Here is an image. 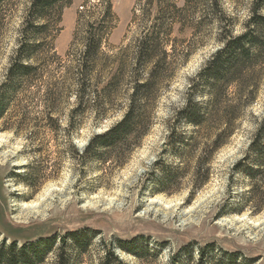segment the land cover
Wrapping results in <instances>:
<instances>
[{
    "label": "rangeland",
    "instance_id": "1",
    "mask_svg": "<svg viewBox=\"0 0 264 264\" xmlns=\"http://www.w3.org/2000/svg\"><path fill=\"white\" fill-rule=\"evenodd\" d=\"M27 2L16 0L6 25L0 43V83L21 33ZM225 6L237 16L236 29L241 32L247 15L244 3L237 10L233 1H225ZM159 13L150 0H72L45 47L46 76L57 79L60 70L77 66L92 24L103 38L101 52L113 57L132 47ZM170 40L188 49L187 61L178 66L173 79L161 82L154 125L122 167L93 157L80 163L69 143L81 152L94 134L122 117L131 93L129 74L114 104L101 112L86 111L82 126L71 135L45 121L43 108L29 91L11 100L0 120V244L16 239L20 248L41 238L54 240L43 264H59L62 253L67 264H264V196L252 193L249 180L235 171L264 119V80L256 103L222 147L206 151L209 136L200 137L193 150L172 147L170 121L185 105L192 79L218 45L214 35L205 37L194 29L182 32L180 25ZM54 53L59 59L53 58ZM112 62L102 56L92 68L94 87L101 89L111 80ZM104 114L108 118L99 122ZM179 130L189 137L193 128L181 124ZM199 163L204 169L196 179ZM164 166L182 174L171 187L162 185ZM33 169L36 182L29 186L23 178ZM75 232L90 238L86 251L76 248L71 236ZM120 243L139 255L120 249ZM109 250L120 263L108 255Z\"/></svg>",
    "mask_w": 264,
    "mask_h": 264
},
{
    "label": "trees",
    "instance_id": "2",
    "mask_svg": "<svg viewBox=\"0 0 264 264\" xmlns=\"http://www.w3.org/2000/svg\"><path fill=\"white\" fill-rule=\"evenodd\" d=\"M225 1L228 0H150V5L160 9L156 22L144 29L132 47L122 49L113 57L101 52L103 38L97 32V26L92 24L77 58V66L60 70V76L55 79L46 76L44 67L48 57L45 47L48 39L50 42L52 28L61 22L63 11L72 0H28L22 9V29L16 48L8 55L0 83V120L11 100L21 92L29 91L43 108L45 121L56 130L71 135L82 126L86 111L101 112L106 105L114 104L122 81L129 74L131 93L121 107L124 109L122 117L106 131L94 134L81 152L73 142L69 143L80 163L93 157L104 164L115 162L119 167L124 166L154 125L161 82L173 79L178 66L187 61L185 51L188 49L184 46L180 49L175 40H170L175 26L180 25L182 32L194 29L205 37L214 35L218 48L192 79L185 105L170 121L169 145L188 146L193 150L200 137L208 139L209 136L206 151L222 147L238 130L245 111L256 103L264 80V0H230L236 10L240 3L246 7L241 32L236 29L237 16L226 8ZM16 6V0H0V43ZM179 41L183 43V40ZM206 44L203 42L202 45ZM102 56L106 60L113 59L114 72L111 80L100 89L94 87L90 76ZM53 58L59 59L56 53ZM33 87L38 91L32 92ZM24 115L27 120L28 113ZM106 118L108 116L104 114L98 120L101 122ZM181 124L193 128L189 137L180 132ZM201 164L196 167V179L202 172ZM175 170L165 166L160 168L163 187H171L182 177ZM235 171L249 180L252 193L264 196V119L244 158L235 165ZM208 172L207 169L203 173L206 177L203 182L207 180ZM35 174L34 169L26 174L25 183L34 185ZM71 236L76 248L86 251L90 238L81 232ZM17 242L14 239L10 244L7 241L0 244V264H43L54 240L41 238L39 242L24 244L20 248ZM125 245L120 243L118 247L139 255ZM109 254L116 262H121L113 250H109ZM64 256V253L60 254L59 264H67ZM173 263L177 264L176 261Z\"/></svg>",
    "mask_w": 264,
    "mask_h": 264
}]
</instances>
